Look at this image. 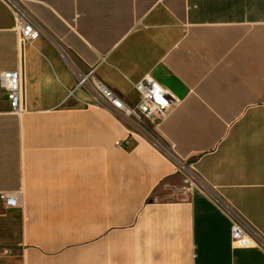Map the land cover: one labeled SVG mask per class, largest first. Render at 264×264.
<instances>
[{"label":"crops","instance_id":"crops-1","mask_svg":"<svg viewBox=\"0 0 264 264\" xmlns=\"http://www.w3.org/2000/svg\"><path fill=\"white\" fill-rule=\"evenodd\" d=\"M44 34L20 46L0 0V264H264L231 247L240 213L264 237V0H23ZM65 50L72 63L64 58ZM94 77L138 102L145 75L180 103L129 135L76 88ZM183 168L180 169V165Z\"/></svg>","mask_w":264,"mask_h":264},{"label":"built area","instance_id":"built-area-1","mask_svg":"<svg viewBox=\"0 0 264 264\" xmlns=\"http://www.w3.org/2000/svg\"><path fill=\"white\" fill-rule=\"evenodd\" d=\"M4 2L12 8L20 46L44 34L42 25L25 8L23 0H4ZM62 54L68 63H71L64 49ZM75 76L76 88H81L94 98L98 106L110 110L118 122L125 126L129 135L149 137L165 151L167 156L178 159L172 147L165 148L154 136L160 122L168 117L180 103V99L173 92L163 87L153 77L145 75L134 84V89L140 94L138 102L130 104L124 102L110 87L108 88L101 80L95 78L93 69L86 72L77 71ZM0 87L8 98L9 112L22 114L25 108L21 71L19 69L0 71ZM182 168L181 164L180 169ZM0 199L8 206H17V197L12 193L1 191ZM226 213L231 219V247L234 249L257 247L264 251V237L251 228L245 217L231 207L226 208Z\"/></svg>","mask_w":264,"mask_h":264}]
</instances>
